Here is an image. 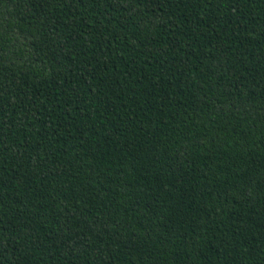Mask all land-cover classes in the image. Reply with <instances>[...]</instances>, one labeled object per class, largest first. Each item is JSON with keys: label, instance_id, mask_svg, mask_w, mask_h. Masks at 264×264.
Wrapping results in <instances>:
<instances>
[{"label": "trees", "instance_id": "16d2710c", "mask_svg": "<svg viewBox=\"0 0 264 264\" xmlns=\"http://www.w3.org/2000/svg\"><path fill=\"white\" fill-rule=\"evenodd\" d=\"M0 264H264V0H0Z\"/></svg>", "mask_w": 264, "mask_h": 264}]
</instances>
